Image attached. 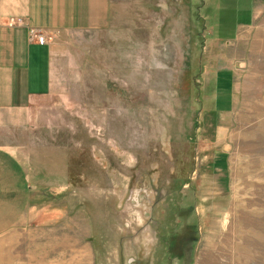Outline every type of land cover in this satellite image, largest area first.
I'll return each mask as SVG.
<instances>
[{
	"label": "rangeland",
	"instance_id": "rangeland-1",
	"mask_svg": "<svg viewBox=\"0 0 264 264\" xmlns=\"http://www.w3.org/2000/svg\"><path fill=\"white\" fill-rule=\"evenodd\" d=\"M118 5L22 145L0 264H264V0Z\"/></svg>",
	"mask_w": 264,
	"mask_h": 264
},
{
	"label": "crops",
	"instance_id": "crops-1",
	"mask_svg": "<svg viewBox=\"0 0 264 264\" xmlns=\"http://www.w3.org/2000/svg\"><path fill=\"white\" fill-rule=\"evenodd\" d=\"M119 11L118 0H0V218L23 204V175L30 188L25 139L69 100L88 56L103 71V44L119 29Z\"/></svg>",
	"mask_w": 264,
	"mask_h": 264
},
{
	"label": "bare ground",
	"instance_id": "bare-ground-1",
	"mask_svg": "<svg viewBox=\"0 0 264 264\" xmlns=\"http://www.w3.org/2000/svg\"><path fill=\"white\" fill-rule=\"evenodd\" d=\"M215 262L216 261L214 258H212L210 255H206L199 264H215Z\"/></svg>",
	"mask_w": 264,
	"mask_h": 264
},
{
	"label": "built area",
	"instance_id": "built-area-1",
	"mask_svg": "<svg viewBox=\"0 0 264 264\" xmlns=\"http://www.w3.org/2000/svg\"><path fill=\"white\" fill-rule=\"evenodd\" d=\"M21 22V20H20ZM30 35H31V39L32 40H35V39H38V41L41 43V44H44L45 43V40L44 38L40 37L37 35V33L33 30L30 31Z\"/></svg>",
	"mask_w": 264,
	"mask_h": 264
}]
</instances>
